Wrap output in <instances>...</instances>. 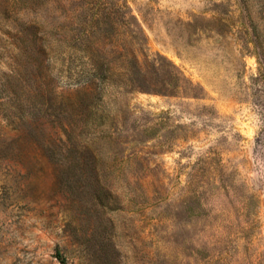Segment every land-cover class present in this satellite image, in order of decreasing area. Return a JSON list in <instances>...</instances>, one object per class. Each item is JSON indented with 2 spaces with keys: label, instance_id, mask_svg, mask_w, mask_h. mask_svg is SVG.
<instances>
[{
  "label": "rangeland",
  "instance_id": "374dc122",
  "mask_svg": "<svg viewBox=\"0 0 264 264\" xmlns=\"http://www.w3.org/2000/svg\"><path fill=\"white\" fill-rule=\"evenodd\" d=\"M0 264H264V0H0Z\"/></svg>",
  "mask_w": 264,
  "mask_h": 264
},
{
  "label": "trees",
  "instance_id": "16d2710c",
  "mask_svg": "<svg viewBox=\"0 0 264 264\" xmlns=\"http://www.w3.org/2000/svg\"><path fill=\"white\" fill-rule=\"evenodd\" d=\"M98 21L99 20H96V18H95V20H93V19L91 20V22L93 23L95 32L101 33L102 26H101V24ZM69 24L72 27L73 25L76 24V22L73 19L69 18ZM55 29L56 30H55V34H54V41H62V40L59 39V36L57 35L59 29H57L56 26H55ZM73 29H74L73 30V34H72L71 37H72V39L75 40V38L77 37L76 34H75L76 33L75 32L76 26L73 27ZM86 33L88 34L87 36H89L90 33L88 31H86ZM78 37H80V36H78ZM86 40H88V39H86ZM79 43H80V41H79ZM88 43L89 44H93V41H89L88 40ZM74 45H72V46H74ZM71 50H74L76 53H78V51H81L82 54L85 53V52L91 53V54L87 55V57L89 59L90 67L89 68H85L83 70V75L86 78V81H84V84H83V86L85 87V90H89L90 92L95 93L97 91V89H98L97 88L98 87L97 86L98 85L97 81H98L99 78L100 79H104L105 82H108L109 84H114L115 83V80L112 79L114 68L112 70L108 66L107 62H105L103 60L104 58H100L99 56L95 55V53L97 54V52H98L96 48H93V47L91 48V46L88 48V45H87V48L85 47V48H81V49H75L74 47H71ZM115 71H116V69H115Z\"/></svg>",
  "mask_w": 264,
  "mask_h": 264
}]
</instances>
